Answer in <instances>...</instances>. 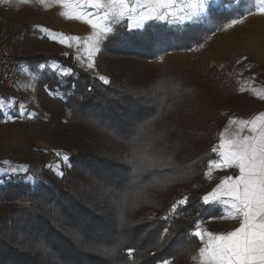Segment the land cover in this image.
Returning a JSON list of instances; mask_svg holds the SVG:
<instances>
[{
	"label": "trees",
	"instance_id": "obj_1",
	"mask_svg": "<svg viewBox=\"0 0 264 264\" xmlns=\"http://www.w3.org/2000/svg\"><path fill=\"white\" fill-rule=\"evenodd\" d=\"M247 3L213 8L203 21L181 27L158 20L131 31L126 23L115 25L97 61L102 68L101 57L107 58L109 84L86 71L41 80L40 108L61 148L70 151V166L61 177L42 169L34 183L13 175L0 184V201L20 202L0 214V264H68L70 258L77 264H157L170 258L172 264L190 263L201 242L189 233L204 211L213 215V206L190 196L179 215L161 217L183 190L203 183L209 161L217 158L211 149L222 97L233 90L231 68L151 74L113 64L208 47ZM134 149L138 159L150 157L155 166L136 171ZM129 247L137 250L131 260ZM112 248L114 255L105 254Z\"/></svg>",
	"mask_w": 264,
	"mask_h": 264
},
{
	"label": "snow or ice",
	"instance_id": "obj_2",
	"mask_svg": "<svg viewBox=\"0 0 264 264\" xmlns=\"http://www.w3.org/2000/svg\"><path fill=\"white\" fill-rule=\"evenodd\" d=\"M7 2L9 0H0V3ZM20 2L28 3L29 0H20ZM38 3L45 7L49 4L75 6L73 15H67L64 12L60 14L66 16L67 19L82 20L90 26L89 35L70 38L77 41L82 40L87 45L88 61L84 66L89 69L94 67V56L100 51L102 42L114 32V26L122 21H127L126 27L130 31L143 28L149 20H166L183 25L203 21L209 17L213 7L225 9L232 7V4L226 0H38ZM254 14L264 15V0H248L243 14L229 19L223 27L231 28ZM60 35L65 34L60 33ZM55 38L54 36L53 39ZM60 43H66V40L62 39ZM38 67L40 69L51 67L58 75L64 77L74 74L71 67L57 64L50 66L40 64ZM98 78L104 84L111 83L107 76L100 75ZM244 83H249V81L246 80ZM25 86L33 87L30 83ZM174 87L179 88L178 85ZM246 90L264 100V89L257 90L253 87L246 89L244 86L239 88L241 92ZM58 95H63V93H58ZM13 106H16L15 98L10 103L0 98V110ZM25 111H27L25 106L20 104L19 114L7 116L5 122L19 119ZM229 123L237 124L238 128L227 139H225V133L228 132L227 127L220 133V144L211 149L212 152L219 154L220 159L209 161L208 172L205 175H210L213 166L216 168L234 166L239 170V174L235 177H224L221 183L204 195L201 200L204 205H223L226 215L239 220V227L227 233L208 231L205 234L201 231V221L197 220L193 225L194 230L189 234L198 238L202 246L191 258L197 264H264V112L250 119L230 118ZM56 155L62 157L65 162L69 160L66 153L62 154L57 151ZM132 155L136 171L150 170L155 166L150 157L145 156L138 159L135 149ZM56 167L59 168V164ZM28 170L27 165L10 169L12 172H27ZM5 171L9 170L5 169ZM58 174L63 176V172H58ZM29 179L32 178L29 177ZM188 199L187 195L178 199L161 219L170 221L171 218L179 215L178 209L183 208L188 203ZM125 221L126 217L121 213V223ZM168 231L167 227L163 229L161 240L168 234ZM104 251L107 255H114L117 249H105ZM136 251L132 247L127 249L130 260L133 259ZM157 264H172V259L160 260Z\"/></svg>",
	"mask_w": 264,
	"mask_h": 264
},
{
	"label": "rangeland",
	"instance_id": "obj_3",
	"mask_svg": "<svg viewBox=\"0 0 264 264\" xmlns=\"http://www.w3.org/2000/svg\"><path fill=\"white\" fill-rule=\"evenodd\" d=\"M238 2H240V0L236 1V5L238 4ZM236 5L232 4V7L230 9H232ZM213 8L225 9L222 7ZM259 15L261 14H254L252 16H249L241 23L231 28L223 27L221 30L217 31L211 36L210 45L208 47H203L199 49V51H197L198 53L195 52L194 58L196 59L197 55H200L201 52H209V54L211 55L210 52H214L216 50L219 40L226 38L231 34H238L237 36H241L245 32L242 30L245 23H247L250 18ZM158 21L166 22L172 27H181L184 25L170 23L166 20ZM263 28L264 26L254 28V31L251 32V38L253 40V43L251 44H246L244 42L242 43V39L238 40V43L236 42V44L233 45L234 47L232 46V48L228 49V53H226V58L223 61L216 62L206 60L201 64H195L193 62L191 65L186 67H177L168 65L158 60L161 56L158 59L151 60L148 62H144L137 58L131 57L123 59L122 61H120L121 63L118 62L120 64H113V66L114 69H117L119 65L122 66L126 64L128 67L134 68L139 72H148L151 74H157L164 68L186 69L192 67L208 70L211 67H217L221 71H225L231 68L230 74L233 79V90H231L230 93L223 95L221 101V114H224L225 116H232V113L234 112H229L230 109H227L228 102H264V100L255 96L251 91H239V88L241 86H244L246 89L249 87L256 88L257 90L264 89V43L262 42L264 38ZM209 54H207L206 57ZM65 58H71V61L66 64L61 62L60 57H46L45 55H38L25 60L24 67H27L26 69H28V71H26V75L24 76L25 85L30 83L33 85V87L29 88L25 86L23 90V95H21L20 90L18 88V86L20 85L19 82L16 88V92L18 94L16 93L15 95L14 93L16 106H13L11 108L6 107L5 109L0 110V184H5L6 180L13 175H22V178L24 180L34 183L37 178V175L39 176V172L42 169H48L57 176L61 177L58 172H63L64 174L65 169L70 166L69 160L65 162L62 160V157H58L56 155V152L59 151L62 154L66 153L69 156L70 151L61 148L62 143L53 135L52 129L48 123V114L40 108L38 99L39 86L41 80H43L47 75H60H58L51 67L40 69L38 66L40 64H45L49 66L52 64H57L60 66L71 67L73 69V73L78 71H86L91 73L96 78H98L100 75H104L107 76L110 80L112 76L111 70L108 68V66L110 65L107 63V58L105 57H101L100 60L101 66L103 65L102 68H99L97 66V61L99 59L98 57L95 61L94 67L91 69L79 66L78 64L80 63L77 60H74L73 56L71 55L65 56ZM237 61L240 62L237 63ZM84 68H86L87 70H85ZM246 80H248L249 83H244ZM58 93L61 92H57V95ZM17 96L19 97L17 98ZM21 97H23V100L21 99ZM20 104H23L27 111H25L19 119H16L15 121L8 120L7 122H5L7 116L19 114L18 106ZM215 125L217 130V123ZM216 138L212 143V148L217 146ZM57 164H59V168L56 167ZM21 165H27L29 170L27 172L10 171V169L19 168ZM49 165H52V167H49ZM208 168L209 165L205 170V173L208 172ZM5 169H8L9 171H5ZM232 171L233 169H228V173L230 176L232 175ZM29 177H31L32 179H29ZM208 178L211 183L210 187L209 185H207ZM215 183V171L213 170L211 171L210 175L204 176L203 183L197 184L188 190H183L178 196H176L174 203L185 195H187L188 198L190 196L196 195L202 198L208 192H211L213 189H215ZM18 205H20L19 201H0V214L5 213ZM212 206L214 208L213 215H211V211L203 212V219L201 220V224H203L204 226L205 222L210 221V219L214 218L219 212V209H217L215 205ZM181 210L182 208L178 209V211ZM77 263V258H70V261L68 262V264ZM189 264H197V262L191 260Z\"/></svg>",
	"mask_w": 264,
	"mask_h": 264
},
{
	"label": "crops",
	"instance_id": "obj_4",
	"mask_svg": "<svg viewBox=\"0 0 264 264\" xmlns=\"http://www.w3.org/2000/svg\"><path fill=\"white\" fill-rule=\"evenodd\" d=\"M74 7L75 6L71 4L64 6L59 4H49V6L45 7L40 5L38 0H29L28 3H21L20 0H9L7 3H0V15L9 19L14 25L16 31L20 34L21 40L19 46L22 49L25 60L38 55H45L46 57L57 56L60 58L71 55L74 60L77 61L79 56L80 64L78 65L85 67L84 64L88 61L86 54L87 45L82 40L77 41L70 38L85 37L90 34L91 28L82 20L67 19L66 16L60 14L61 12H64L67 15H73ZM89 10L94 11L93 9ZM123 22H126L127 24L126 20L121 23ZM254 28H256V26ZM254 28L252 31H254ZM60 33H64L65 35L61 36ZM54 36L56 37L55 39H53ZM62 39L66 40V43H60ZM262 42L264 43V38ZM102 44L100 51L94 56V61L99 57ZM199 49L201 48L169 52L161 56L163 59L160 57L158 60L177 67H186L193 62L195 64H201L206 61L205 56L209 54V52H201L195 59V52L199 51ZM26 68L27 67H24L22 70V78L20 79V85L18 86L21 95H23L25 87L24 76L27 72L24 71V69ZM84 69L87 70L86 68ZM18 97L19 96H17V98ZM21 99L23 100V97H21ZM227 109H230L229 112L231 111L234 113H232V116L221 114L217 119V146L220 144V133L223 132L226 127L228 128V132L225 133V139L229 138V136L238 128L237 124L229 123L230 118L250 119L260 112H264V102H228ZM241 135H243V133ZM216 154L217 158L215 160H219V154ZM221 164H223V161H221ZM230 168L237 170V173L232 174L231 176L235 177L239 174V170L234 166L220 168H216L215 166L212 167V171H215V186L220 184L224 177L230 176L228 173V169ZM210 184L208 178L207 185L210 187ZM215 206L219 209V212L214 218H211L210 221L205 222V226L201 224L202 233L206 234L208 231L213 233H227L239 227V220L226 215L223 205Z\"/></svg>",
	"mask_w": 264,
	"mask_h": 264
},
{
	"label": "built area",
	"instance_id": "obj_5",
	"mask_svg": "<svg viewBox=\"0 0 264 264\" xmlns=\"http://www.w3.org/2000/svg\"><path fill=\"white\" fill-rule=\"evenodd\" d=\"M20 40L12 22L0 15V98H4L6 103L15 98L25 65ZM236 173L237 170L233 169L232 174Z\"/></svg>",
	"mask_w": 264,
	"mask_h": 264
},
{
	"label": "bare ground",
	"instance_id": "obj_6",
	"mask_svg": "<svg viewBox=\"0 0 264 264\" xmlns=\"http://www.w3.org/2000/svg\"><path fill=\"white\" fill-rule=\"evenodd\" d=\"M255 26L257 28L264 26V15H259L256 17L254 16V17L250 18V20L247 21V23H245L244 27L242 28V30L245 32L241 36H237L238 34L237 35L231 34L228 37L219 40V43H218L216 50L214 52H210L211 55L209 54L207 57L205 56V60L216 61V62L223 61L226 58V53H228V49L232 48V46L234 44H236V42L238 40L242 39L241 40L242 43L244 42L246 44L253 43V40L251 38V35H252L251 32Z\"/></svg>",
	"mask_w": 264,
	"mask_h": 264
}]
</instances>
